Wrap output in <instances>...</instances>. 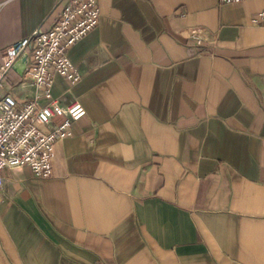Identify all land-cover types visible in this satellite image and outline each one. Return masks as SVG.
<instances>
[{
	"label": "crops",
	"instance_id": "0c3cea01",
	"mask_svg": "<svg viewBox=\"0 0 264 264\" xmlns=\"http://www.w3.org/2000/svg\"><path fill=\"white\" fill-rule=\"evenodd\" d=\"M98 3L69 53L80 81L54 79L86 115L53 176L4 172L0 264H264V0ZM63 4L0 0V51ZM4 86L41 95L15 69Z\"/></svg>",
	"mask_w": 264,
	"mask_h": 264
},
{
	"label": "built area",
	"instance_id": "2783aa9c",
	"mask_svg": "<svg viewBox=\"0 0 264 264\" xmlns=\"http://www.w3.org/2000/svg\"><path fill=\"white\" fill-rule=\"evenodd\" d=\"M239 1L243 0H221V3ZM62 2V12L50 29L40 27L0 51V193L6 170L28 167L38 178H51L57 142L72 137L73 124L86 115V109L78 102L62 106L53 98L52 88L57 75L72 85L80 81L69 53L99 26L101 12L98 0ZM188 39L198 47L208 42L202 29L190 31ZM23 57H27L24 77L41 95L21 105L7 93L4 83ZM40 99L47 104L41 106ZM56 119L62 121L55 124Z\"/></svg>",
	"mask_w": 264,
	"mask_h": 264
},
{
	"label": "water",
	"instance_id": "95a60500",
	"mask_svg": "<svg viewBox=\"0 0 264 264\" xmlns=\"http://www.w3.org/2000/svg\"><path fill=\"white\" fill-rule=\"evenodd\" d=\"M27 65V57H23L14 67V69L20 74L23 75Z\"/></svg>",
	"mask_w": 264,
	"mask_h": 264
}]
</instances>
